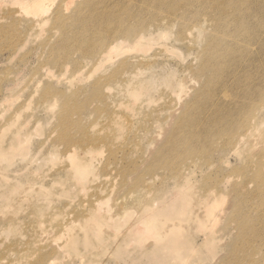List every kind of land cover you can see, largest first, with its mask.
Instances as JSON below:
<instances>
[{
    "label": "rangeland",
    "instance_id": "1",
    "mask_svg": "<svg viewBox=\"0 0 264 264\" xmlns=\"http://www.w3.org/2000/svg\"><path fill=\"white\" fill-rule=\"evenodd\" d=\"M70 1L47 0L49 13H43L41 20L38 19L39 25L31 31L30 38L26 34L30 32L29 29L27 31L28 20L34 17L30 8L31 2L0 0V100L14 89L20 93L19 97L16 94L15 97L18 98L10 101L11 103L6 101L8 104H2L4 107L0 105V128L5 129L3 143L10 141L17 132L25 137L20 135L16 143L23 139L27 142L30 137L27 147L25 142V150L28 148L29 151L26 157L0 158V264H34L41 257V253L50 252L53 254L47 255L49 261L56 258L54 256L58 253V258L54 259L56 262L53 260V264H155L153 236L143 235V232L135 234L136 240L141 239L140 242L125 245L126 252L122 253L118 252L117 244L123 238L124 231L141 216L144 203L136 200L164 203L173 201V195L178 190L181 194L190 188L184 186L179 189L171 178L164 183L161 175L170 173L166 169L167 162L176 160V164L182 161L188 163L192 159L199 163L186 173L190 185L195 189L192 192L194 191L197 199H194L198 200L203 193L208 195L204 199L206 204L197 201L193 210L197 213H193L192 219L187 218L190 209L180 223V229L193 240L196 250H188L186 255L176 261L178 264L213 263L214 257L223 253L224 250H221L220 246L225 242L219 241V247L213 249L211 245L204 244L205 236L214 234L219 238L228 232L230 214L223 209L232 202L231 197L222 200L216 212L217 217L213 221L212 217L211 220L207 218L209 221L206 220V223L203 222L206 219L203 220L206 210L210 212L214 206V188L217 181L229 175V179L224 182L227 191L232 189L233 184L255 190L256 186L264 183V0H217L224 3L223 8L227 12L224 20L228 23H224V28L209 26L208 31L203 34L198 20L209 18L213 21V18L200 5L214 0H191L189 8L179 9L178 14L176 13L178 21L175 27L151 28L153 32L146 38V42L152 41V45L146 51L136 49V45L131 41V45H126L121 53L114 55L102 68L95 69L92 62L85 58L80 60L79 66L67 64L66 71L62 66L53 63V47L48 44L50 40L52 43L56 42L62 35L81 36L76 23L74 26L69 23L64 28L54 17L58 10L66 16H71L84 2ZM90 1L97 9L108 8L109 15L120 12L127 25L132 27L137 20L136 14L142 15L144 22L148 23L155 20L156 15L162 16L164 11L179 0ZM161 1L163 3L160 5L156 3ZM190 4L193 5L190 7ZM199 9L204 12H199L198 16L189 21L180 20L182 16L185 19L190 18L191 12L195 13ZM127 10L132 13L130 17H126ZM27 11L32 13L28 14ZM94 15L98 16V13ZM16 20L19 21L15 23ZM242 20L243 24L240 23ZM181 23H185L183 30L180 29ZM243 27L249 29L246 34ZM88 29L87 27L86 30ZM96 31L99 34L103 30ZM24 37L30 39L25 46L22 43ZM213 38L221 39L217 45L221 54L214 55V74L198 73L211 57L209 52H205L202 58H197V52L203 47L206 49L208 42ZM229 50H234V53L229 55ZM80 54L81 50H74L72 58L80 59ZM138 55L139 58L154 57L156 62L145 66L141 74H136L131 71H136ZM43 67L47 71L46 74L48 70L52 71L49 73L54 77L48 74L46 76L44 70L42 71ZM110 74H118L120 81L126 80L131 74L136 75V81L120 84L119 91L117 86H110L105 90V94L110 96L108 111L112 114L111 117L122 120L128 126L132 122L134 126V130L127 132L126 136L117 141V146L132 152L134 142H131L130 138H136V152L132 153L136 159V173L126 169L127 172L121 174L120 166L127 168L126 165L129 164L124 152L120 150L116 153L114 159L117 157L118 163H113L109 147L101 144V148L97 150L98 154L97 151L90 150L95 156L88 152V157L94 156V176L84 179L85 182L78 181L76 185L77 178L72 176V169L69 168L72 159L67 156L70 148L59 139L57 129L63 100L53 98L52 104L47 105L41 100L42 94L48 84L55 91L61 90L71 97L76 96L78 100H84L92 93L95 80L99 76L106 77ZM143 79L154 84L147 88L137 85V81ZM236 79L240 81H235ZM224 84L229 85L223 86ZM126 88L131 89L129 98L124 93ZM176 90L178 92H173ZM122 100L127 103L121 107L119 102ZM181 100L182 104L188 103L189 106L185 110L177 109V112L172 114ZM97 104V101L92 100L82 110L88 124L97 120L96 124L88 127L92 136L103 134V126L108 122L106 113H92ZM216 105L223 114L229 111L228 109L232 110L235 119L234 134L241 132L247 124L248 128H252L250 140L246 143L229 142L230 126L227 127V132H221L220 136L219 128L211 126L206 129L198 124L200 120L212 115L210 110H214ZM198 109L202 112L197 114V119H192L194 110ZM171 114L176 115L175 118H172ZM192 125L195 126L193 130L190 129ZM120 126L124 127L120 124L115 128ZM153 149H161L163 155L154 157L150 154ZM175 151L179 152L178 159ZM96 160L98 161L95 162ZM152 174L158 175L159 178L154 186H147L145 182ZM135 181L136 190L131 192ZM102 198H107L108 205H113L114 209L110 210L105 201L106 205L102 204ZM114 199L116 204L119 200L117 205ZM249 201H257V197L251 192H248L247 206ZM101 205L106 211L100 208ZM95 208L100 211L102 209L101 212L105 214H116L114 218L126 215L122 220V230L115 231L110 224H104L105 226H101L102 237L88 231L86 226ZM196 215H201L202 219L198 221L195 219ZM52 230L55 231V237L51 233ZM61 236H66L67 240ZM57 239L61 240L56 241ZM241 239L232 238V243L241 242ZM53 240L56 244L51 245ZM263 251L259 249L258 253ZM66 252L68 254L64 256Z\"/></svg>",
    "mask_w": 264,
    "mask_h": 264
},
{
    "label": "bare ground",
    "instance_id": "2",
    "mask_svg": "<svg viewBox=\"0 0 264 264\" xmlns=\"http://www.w3.org/2000/svg\"><path fill=\"white\" fill-rule=\"evenodd\" d=\"M190 1L191 0H184V1L179 0L178 3L172 4L169 7V9L164 11L162 16L156 15L155 16L156 19L148 23L144 22V18L142 15L136 14L137 20H136V23L132 24V27L127 25V21L125 17L120 12H113L112 15H109L108 10H107L108 8L102 7L101 9H97L96 7L93 6V3L90 0H84V2H82V4L74 11V13L71 16H66L63 14L61 10H58L56 11V14L54 16L55 20L57 22L62 23L64 25V28H66L69 25V23L72 24L73 26L76 23V26L79 27V33L81 36L72 37V35H69V36L62 35L56 41L57 43L61 41L57 45L55 44L56 42L52 43L51 42L52 40H50V44L48 45H50L51 48L53 47V54H54L53 63L57 64L58 66H62V68L66 69L68 68L67 64L72 63V64L79 66L80 60L86 58L90 60V62H92L95 69L102 68L108 60L114 57V55L117 56V54L121 53V51H123L126 48V45L128 46L131 45L129 43L131 41L134 42V45H136V49L138 50L141 49L143 51H146V49L152 45V41L146 42V38L151 35V32H153L151 28L154 26H158L157 29H160L163 27H167L168 29L169 27L171 28L173 26L175 27L178 21V17H177L178 10L182 8H186V9L189 8ZM25 2L27 3L31 2L30 8H32L33 10V15L30 14V16L32 15V17L33 16L34 17L31 20L30 19L28 20V27H27V31L29 29L30 32L26 34V36H30L31 38V31L39 23V20H41L40 18L43 16V13H46V15L49 13L48 11L50 8L48 7L49 5L47 3V0H25ZM71 2L73 1L71 0L70 3ZM163 2L161 1L159 3L158 2L156 3L160 5ZM192 5L193 4H190V7ZM200 6L205 8L207 13H209L213 18V21L209 18H202L198 20L199 27H201L202 29L201 34L205 33L206 30L208 31L209 26H214L215 28L216 27L224 28V23H228L227 20H224L225 15H227V12L223 8L224 6L223 2H218L217 0H214V2H210V3H201ZM175 8H177V10H175ZM199 12L203 13L204 11L199 9L195 13L191 12L190 18H188L187 15H185L187 19H185L182 16L180 20L189 21L193 19V17L198 16ZM29 13H32V11H29L28 14ZM94 13H98V16H95ZM99 13H101V15H99ZM131 15L132 13L129 10H127L126 17H130ZM174 15L176 16L175 18H174ZM165 16H168V17L165 18ZM18 21L19 20H16L15 23H17ZM43 21H45V19ZM243 21L244 20L240 21V23L243 24ZM207 23L209 24L207 25ZM180 26H181L180 29L183 30L185 23H181ZM87 27L89 28L88 31L86 30ZM96 29H101L103 31L97 34ZM243 29H244V34H246L249 31V29L245 27H243ZM135 31H136V34H135ZM29 40H27L26 37H24V39L22 38L23 45L25 46L26 44H28ZM126 41L128 43H125ZM220 42H221V39L214 40L213 38L210 42H208L209 44L207 45L206 49L203 47L201 50L197 52V58H202L205 52H209L210 57H211V60H209L210 59L209 57L208 59L209 61L206 62L204 67L200 69L198 73L214 74L213 72L215 71L214 55L215 53L221 54L217 50V45ZM74 50H77L79 52L81 50L80 59L72 58V51ZM233 53H234V50L233 51L229 50L228 52L229 55H232ZM139 57H140L139 55L136 56V71L134 69L131 71L134 73L136 72V74H141V71L142 69L145 68V66L155 64L156 62V59L154 57H150V56L148 58L146 57L139 58ZM62 59H65V60H62ZM43 70L44 72L46 71L45 68L42 69V71ZM84 71L85 69H83V72ZM49 72L52 73V71L48 70L47 74L54 77V75H52ZM83 74H82V78H84ZM118 76H119L118 74H110L109 76H106V77L99 76L95 80L94 85L92 86V91H91L92 93L86 96V99L84 100H80V99L78 100L76 96L71 97V95L61 90L55 91L48 84L42 94L41 100L47 105L52 104L51 101L53 98L55 99L61 98L63 100V108L58 114L59 124H58L57 129L59 130V139L63 143H65L67 147L70 148L68 150L67 156L72 159L71 164H69V168L72 169L71 171L72 176L75 177V179L77 178L76 185H78V181L85 182L83 181L84 179L86 180V178H88L91 175L94 176L96 171H95L94 164H93V160H94L93 157L95 155L93 153L91 154L90 150H95V151L99 150L101 148L100 147L101 144L107 145L109 147L110 155L112 156L113 159L115 157V154L119 153L120 150L124 152L125 157L129 160V164L126 165L127 168H125V166H120L121 174H125L127 172V171L125 172L126 169L133 170L136 173V159L134 155L132 154L133 151L136 152V140H135L136 138L135 137H133V139L130 138L131 142H134V148L132 152L126 150L125 148L121 149L117 146L118 144L117 141L120 138L126 136L127 132L129 133L132 130H134V126L132 122H130V125L128 126L122 120H119L117 118L113 119V117H111L112 114L108 111V108L110 110V103H111L110 96L108 94H105V90L108 89L110 86H117L118 91H119V88L121 85H124L125 83L129 84L132 81H136V75L131 74V76L128 77L124 81L118 80ZM73 80L75 79L73 78ZM113 80L114 82L112 83L111 81ZM235 81H240V80L236 79ZM152 84L154 83L151 81H146V79L137 81V85H143L144 88L150 87ZM227 85L229 84H224L223 86H227ZM176 86L178 85L176 84ZM37 87H39V85ZM153 87L154 86H152L151 89H153ZM246 89H249V88H246ZM130 92H131V89L126 88V92L124 93L127 94V98H129ZM173 92L176 93L178 92V90L173 91ZM16 94L18 97L20 96L19 90L16 91V89H14L8 94H5L3 98L0 100V105L2 106V104H6V103L8 104V102L11 103L14 99L18 98V97H15ZM244 97H245V93H244ZM92 100H95L98 103L96 107L93 109L92 113L94 112V113H97L98 115L106 113V117L108 119V122L105 124V126H103L104 133L98 134L96 136H92L89 133L90 129L88 130V127L91 126V124H96L97 120L92 121L91 124H88V122L84 119V116L82 113L83 108L88 106L90 104V101ZM182 101L183 100L179 102L180 104L174 109V112H172V114L176 113L177 109L184 108L183 110H185L189 106L188 103L185 105L184 103L182 104ZM126 103L127 102H124V100H122L119 102V105L122 107V105ZM228 110L229 111L223 114L222 112H220L219 106L216 105L214 107V110L212 109L210 110L212 115L207 118H204L203 120H200L198 124L203 125L204 128L206 129L211 126L219 128L218 134L220 136L222 134L221 132H227V127L230 126V130L228 132L229 142L239 141V142L246 143L248 140H250V137L252 135V128L250 127L248 128V124H247L246 126L242 128L241 132L234 134L233 129L235 127V119L233 118L232 110L231 109H228ZM201 112H202L201 109L194 110L192 119H195L198 116L197 114H200ZM172 114H171L172 118L176 116V115L172 116ZM0 118L2 119L1 115H0ZM210 122L214 124H211ZM120 124L124 125V127L120 126L118 128H115L116 125H120ZM194 127L195 126L192 125L190 126V129L193 130ZM4 130L3 128L2 129L0 128V158L11 159V158H14L15 156L26 157L29 152L28 148H26L27 151L25 150L26 140L23 139V140H20L18 143H16L18 139H20L19 137L20 135L22 138L25 136L22 135L20 132H17V134L13 135L10 141L4 144L3 143L4 142V136H3ZM74 130H78V132L76 133ZM157 137L158 136H156V138ZM29 142H30V137L27 139L26 147ZM153 147L156 148L155 145ZM20 150H21V153H20ZM103 150L104 149H101V151ZM154 150L155 149H153L152 151L150 150L152 152V153L150 152V154H152L154 157L163 155V151L161 149H158V150L156 149L155 151ZM101 151H99L100 154L102 153ZM88 152H90L89 154L94 155V156L91 157L90 155L88 157ZM96 153L98 154V151ZM189 153H192V152H189ZM51 154L54 155L53 152H51ZM175 155L178 159L179 152L175 151ZM116 158L112 162L117 164L118 159ZM195 160L196 159H192L188 163L182 161L179 164H176V160L173 162H167L168 165L166 169L169 170L170 173L161 175L162 182L166 183L168 179L171 178L175 180L174 183L176 184V187H179V189L183 188L184 186H189L190 188L181 194H179V190H178V192L175 193V195H173L174 197L173 201H167L164 203L159 202V201H153V200L146 201L145 199L136 200V201H139V203L140 202L144 203L143 211L138 221H135L133 224H131L126 229V231H124L123 238L117 244L118 252L120 253L126 252L125 245L127 244L134 243L135 241L140 242L141 239L136 240L134 236L135 234L137 235L139 232L140 233L143 232L142 233L143 235L148 234L155 238L154 240L155 242L152 247L154 248L153 251L155 252V256H154L156 258L155 264H178L176 260L179 257L186 255V252L188 250L190 251L196 250V246L193 243V240H191L188 236H186L185 231L180 229L181 228L180 223L182 220L185 219L184 217L185 213H187L191 209L187 218L192 219L193 213L196 212V211L193 212V210H194V206L197 204V201L198 202L200 201V204H206L204 199L206 198V195H208V194L203 193L202 196L200 195L201 198H199L198 200H195L197 198H195L194 191L192 192L194 188H192L193 186L190 185L189 176L186 173L188 170L192 169V167L194 168L199 165V163ZM97 161L98 160H96L95 162ZM158 178H159L158 175L152 174L145 183L147 184V186H154L156 179ZM228 179H229V175H225L223 176L222 179L217 181L216 187L214 188V190H216L215 191L216 198L215 200H213L214 206L210 210V212L205 209L206 212L203 215L204 216L203 220L206 218L203 221L204 223H206V220L208 219L211 220L212 217H213L212 219L213 221L217 217L216 212L220 204H222L223 202L222 200H225V198L228 199L229 197H231L230 199L232 200V202L230 203V205H228L227 207L223 209V211L228 212L230 214L229 221L231 223L230 222L228 223L229 224L228 227H230L229 229H227L228 232L219 238H217L216 235L214 234L205 236L204 244L211 245L213 249H216L217 247H219V243H221L219 241L224 240L225 242V243H222V245L220 246V249L224 250L223 253H221L220 255L218 254V256H215L213 263H210V264H264V251L263 253H260V254L258 253L259 249L264 250V222H262V220L264 221V183H260L258 186H256L255 190L254 189L250 190L247 187L241 186L240 184H233L232 189L227 191L226 187L224 186V182ZM130 190L131 192L136 190V181ZM244 190H247V191L242 192ZM151 192L152 190L148 192L146 196L147 198L149 197ZM248 192H251L255 197H257V201L256 203H254L255 201H249L248 206H247L246 201L248 200ZM106 199L103 200L102 198L103 203L102 202L101 203L104 205H106L107 203L106 206H109L110 210H113L114 209V208L112 209L113 205L112 207H110L111 205L110 204L108 205L109 200L107 201ZM115 199H114V202L116 204ZM118 201H117V204H118ZM97 203L100 204V202L98 201ZM118 206H117V209L119 208ZM99 207L100 206H98V208ZM98 208H95L94 210L92 209L93 214L92 216L90 215L91 218L89 219L88 224L86 226V229L88 231L93 232L94 235L102 237L101 226L104 224L105 225L110 224L111 227H113L115 231L122 230L123 228L122 220L123 218L125 219L126 215L124 217L114 218V215L116 214L111 215V214H105L101 212L102 209L104 210V206L101 205L100 207L102 208L101 211ZM104 211H106V209ZM132 211L136 212L135 210H132ZM111 213H113V211ZM154 214L156 216H152ZM201 217H202L201 215L200 216L196 215L195 219L200 221L202 219ZM70 220H72V218ZM69 222L71 224V221ZM72 222H74V220H72ZM75 222L77 223V221ZM78 223H79V220H78ZM260 223H263L262 226H258V224ZM66 229L65 231H67ZM51 233L55 234V231L53 232L52 230ZM64 233H63V236H64ZM63 236L61 237L63 238ZM43 237H41L42 240H43ZM232 238L235 240L241 239V238L243 239H241V242L232 243ZM58 239L56 241L61 240V239L60 240ZM226 239L227 241H225ZM229 239L231 240L229 241ZM44 241H45V238H44ZM53 241L54 242L51 245H53L54 243L56 244L55 240ZM57 244H59V242H57ZM100 247L101 246H99V248ZM49 254L41 253V257H39L38 261L34 264H53L54 263L53 260L58 258L57 257L58 253L56 254L57 256L56 255L54 256L56 258L51 259L50 261L47 259V255ZM67 254L68 253L66 252L64 256ZM66 258L64 260H66ZM198 260H200V258H198ZM198 263L202 264L200 262Z\"/></svg>",
    "mask_w": 264,
    "mask_h": 264
}]
</instances>
